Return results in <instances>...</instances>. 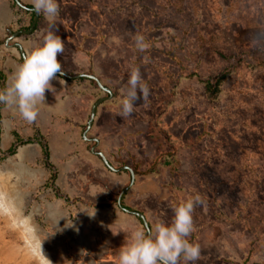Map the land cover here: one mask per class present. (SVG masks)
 <instances>
[{"label":"rangeland","instance_id":"374dc122","mask_svg":"<svg viewBox=\"0 0 264 264\" xmlns=\"http://www.w3.org/2000/svg\"><path fill=\"white\" fill-rule=\"evenodd\" d=\"M8 2L13 24L0 28L4 87L24 61L17 44L27 55L51 27L39 13L28 34L31 11ZM57 2L58 59L69 58L61 64L72 82L61 101L48 91L31 123L0 104V264H78L79 226H96L99 239H111L122 208L142 214L152 231L171 224L174 207L196 195L203 204L188 237L201 249L195 264H264V0ZM137 33L146 38L144 52ZM235 47L246 63L232 59ZM79 53L88 58L78 64ZM133 67L150 95L124 118L118 113ZM89 76L113 95L100 106L90 140L91 109L109 94ZM223 76L218 92L207 90L204 82ZM87 94L93 102L82 120ZM130 215L139 222L124 217L123 233L147 232Z\"/></svg>","mask_w":264,"mask_h":264},{"label":"clouds","instance_id":"9594fccd","mask_svg":"<svg viewBox=\"0 0 264 264\" xmlns=\"http://www.w3.org/2000/svg\"><path fill=\"white\" fill-rule=\"evenodd\" d=\"M31 2L34 10L43 13L51 27L44 35L42 44L29 50L10 83L0 90V104L17 110L29 123L37 119L39 106L45 103L46 92L54 90L52 81L58 78V74H64L58 59L64 52V41L56 34L58 29L55 26L60 12L59 4L57 0ZM145 39L140 33L134 37L135 46L140 52L148 47ZM59 83L62 85L65 81L60 80ZM149 95L150 89L139 67H133L118 114L124 118L131 116L136 102H146ZM198 204H203V199L196 195L174 207L171 224L158 222L152 231H134L127 246L122 247L119 253L118 264H195L200 259L201 249L199 244L190 242L188 237L195 230L193 212ZM89 215L94 216L95 210Z\"/></svg>","mask_w":264,"mask_h":264},{"label":"crops","instance_id":"0c3cea01","mask_svg":"<svg viewBox=\"0 0 264 264\" xmlns=\"http://www.w3.org/2000/svg\"><path fill=\"white\" fill-rule=\"evenodd\" d=\"M12 17H13V14H12V9H11L10 2H8V0H0V28L2 26H5L6 28H9L10 26H12V24H13L12 23ZM7 26H9V27H7ZM8 33L11 34L10 31H8ZM27 44H26V47H27ZM37 45H39V42L38 41H33L30 44V46L28 45V48H33V47H35ZM85 58H88L87 53H84V54H80L79 53V57H78V62L77 63L79 64V63L84 62ZM67 59H69V58H67L66 55H63V57H60L61 63H65L67 61ZM13 62H14L15 65L17 64V60H13ZM89 62L90 61H88L87 63H89ZM67 76H69V77H66V75L65 76H58L59 79L57 78L56 80L52 81V85H54L53 86L54 90L52 92L51 91L50 92H51V95L53 96L54 100H56V102H57L58 96L60 98L59 101H61V96L60 95H63V93H65V89L68 87L67 83L68 82H72L70 80H72L71 78H74V77H72L70 75H67ZM83 76H84V74H80L76 78H82L83 79V78H85ZM60 80L65 81V83L61 85L59 83ZM46 94H48V91L46 92ZM46 94H45V97L48 98L49 94L48 95H46ZM111 98L112 97L109 95V97H107V100H105V101L108 102L109 99H111ZM85 99H86V102H84ZM92 102H93L92 95L87 94L86 98L85 97L83 98L82 103H81L82 106H83L82 107V109H83L82 113L83 114H82V118H81L82 120L84 118V115L89 111V107L88 106H91ZM97 102L98 101H96L95 103H97ZM100 106L98 108L97 115H96V117L94 119L92 127L94 125H96V121L98 120V118H100V110H101ZM90 117H91V114H90ZM89 120H90V118H89ZM76 126L77 127L81 126V122L78 125H76ZM92 127L88 130L87 129L88 125H87L86 131L84 132V138L90 140L87 137V133L92 129ZM85 134H86V136H85ZM92 140L97 144V142H98L97 139L92 138ZM93 150H94V147H93ZM23 154H24V151L21 150L20 154L18 155V157L22 158ZM130 178H132V175L130 176ZM133 182L134 181H132V184H133ZM120 209L121 210L119 211V213H121V215L119 217H120V222L121 223L117 227L109 226L112 229L113 228H117V229H113L112 230L114 233H117V232L118 233H123V231H126V230H124L125 228H123V226H122V221H124L123 220L124 217L127 220H129L132 224H136L137 222H139L138 218L130 215V214H133V213L125 211L122 208H120ZM111 211L114 212V210H111ZM122 211H125V212L130 213V214L123 213ZM71 231H73V230H71ZM77 232L82 233V237H81L82 240L80 242L75 241L76 243L74 244V247H75V249L77 251L81 250V254H80L81 257H80V261H79L78 264H118L119 253H120L122 247L127 246L128 242L131 239V234H132V233H130V234L129 233L128 234L123 233V235H121V236L119 234L118 235H113V237H111V239H108L109 237L108 238H104V239H99L100 237H98V235H97L98 234V230H97L96 226H92V225L91 226L89 225V226L83 227V228H82V226H79L75 230V233H77Z\"/></svg>","mask_w":264,"mask_h":264},{"label":"water","instance_id":"95a60500","mask_svg":"<svg viewBox=\"0 0 264 264\" xmlns=\"http://www.w3.org/2000/svg\"><path fill=\"white\" fill-rule=\"evenodd\" d=\"M15 1H16L17 4H18L19 6H21L22 8H24V9H26V10H30L31 12H33V13L35 14V20H34L32 26H31V28H30V29L28 30V32H27L28 34H32V33L35 31V28H36V25H37V22H38V18H39V13H37V12L34 10V8L29 9V8H27L26 6H24V5L20 2V0H15ZM19 34H20V33H17V35H19ZM17 46L21 49V46H20V45H17ZM21 51H22V54H23V56H24V58H25V55H24V53H23V50H21ZM58 75H59V74H58ZM59 76H61V75H59ZM62 76H65V75L63 74ZM66 77H68V76H66ZM89 78L95 80V81L97 82V84L99 85V87L102 88L104 91H106V92L112 97V93H111L110 89H108V88L102 86L101 83L99 82V80H98L97 78H95L94 76H89ZM105 100H107V98H102V99H100V100H99V101L93 106V109H92V112H91V117H90V120H89V122H88V128H87L88 130H89V129L92 127V125H93V122H94V119H95V117H96V115H97V111H98L99 106H100L103 102H105ZM85 136H86V134H85ZM98 155L103 159V161L105 162V164H106L110 169L116 171V169H114L112 166L109 165L108 161L104 158V156H103L101 153H98ZM126 169H127V168H126ZM128 170H130V169H128ZM130 172H131L132 177H133V180H132V181H134V175H135V174H134V172H133L132 170H130ZM121 198H122V196H121ZM121 198H120V200H119V204H121ZM128 212L133 213V214H135L136 216H138L139 218H141V219L144 220V217H143L142 214H140V213H136V212H133V211H129V210H128ZM144 225H145V227H146V229H147V232L151 231L149 225L147 224V222H146L145 220H144Z\"/></svg>","mask_w":264,"mask_h":264},{"label":"trees","instance_id":"16d2710c","mask_svg":"<svg viewBox=\"0 0 264 264\" xmlns=\"http://www.w3.org/2000/svg\"><path fill=\"white\" fill-rule=\"evenodd\" d=\"M35 17V14H32V20H33V18ZM237 47V46H236ZM235 47V49H234V53H233V56H232V59H235L236 60V58L237 57H239V58H237V61H236V63H238V64H241L242 62H244V63H246L247 62V58H242L240 55H242V54H238V52H240L241 53V50H237V48ZM238 51V52H237ZM234 61V60H233ZM224 76L222 77V78H220V79H218V81H217V83H215V84H212L211 82H204L205 84H206V88H207V90L208 91H210V92H212V93H214V92H218L219 91V87H220V85H221V83H222V81L224 80ZM5 79H6V76H5V74H3V72L0 70V83L2 84V89H4L5 87H4V81H5ZM16 137H17V135H15ZM19 139V138H18ZM20 143L21 144H27L28 142H25V141H20ZM43 149H44V157L46 158V161H49V149H48V147L47 146H45V144H43ZM16 150H17V145H12V147L10 148V150H9V154L10 155H14V154H16ZM51 166V165H50ZM55 177L56 176H54V179H55Z\"/></svg>","mask_w":264,"mask_h":264},{"label":"flooded vegetation","instance_id":"af4514ba","mask_svg":"<svg viewBox=\"0 0 264 264\" xmlns=\"http://www.w3.org/2000/svg\"><path fill=\"white\" fill-rule=\"evenodd\" d=\"M16 2V1H15ZM16 4H17V2H16ZM27 8H29V9H32V8H30V7H28V6H26ZM20 8H22L21 6H20ZM22 10H26V9H24V8H22ZM27 11H30V10H26L25 12V14H27ZM29 14V13H28ZM32 14H34L33 12H31V15ZM39 19V18H38ZM34 20H35V17L33 18V22H34ZM38 23V22H37ZM33 24V23H32ZM32 26V25H31ZM31 26H30V28H31ZM17 45H20V44H17ZM21 46V49L17 46V48L19 49V51L21 52V55L23 56V54H22V51L21 50H23V48H22V45H20ZM23 53H24V51H23ZM25 55V54H24ZM26 56V55H25ZM23 60H24V56H23Z\"/></svg>","mask_w":264,"mask_h":264}]
</instances>
